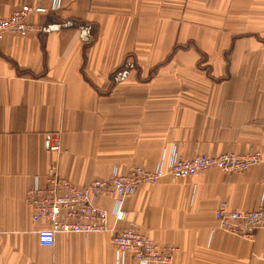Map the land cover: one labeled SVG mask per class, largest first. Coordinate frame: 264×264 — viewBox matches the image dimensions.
<instances>
[{
  "label": "crops",
  "instance_id": "obj_1",
  "mask_svg": "<svg viewBox=\"0 0 264 264\" xmlns=\"http://www.w3.org/2000/svg\"><path fill=\"white\" fill-rule=\"evenodd\" d=\"M24 5L45 10L28 17L37 31L0 43V264H136L118 261L110 232L39 244L47 223L25 197L56 159L50 135L61 175L79 186L174 152L264 156V0H0V16ZM263 175L264 160L245 173L165 175L125 198L119 222L113 195L99 203L111 226L133 220L177 247L167 264H264V229L246 239L215 216L222 200L253 209Z\"/></svg>",
  "mask_w": 264,
  "mask_h": 264
},
{
  "label": "built area",
  "instance_id": "obj_2",
  "mask_svg": "<svg viewBox=\"0 0 264 264\" xmlns=\"http://www.w3.org/2000/svg\"><path fill=\"white\" fill-rule=\"evenodd\" d=\"M42 10L45 9L24 5L7 16H0V43L8 32L26 36L37 31L39 27L28 21V17ZM48 148L56 153V159L48 166L43 178L35 177L25 197L33 221L42 225L47 223L38 230L39 244L54 246L59 233L110 232L118 261L131 256L136 264L170 263L178 248L160 246L147 233L140 231L133 220L121 229L111 226L110 211L99 203L100 196H114L112 213L117 222L124 221L127 219L125 198L140 185L155 183L166 173L175 178L198 176L210 168L245 173L252 165L264 160L261 151L249 154L224 152L214 156L199 153L189 159L174 152L166 164L160 160L153 170L131 166L127 173L115 170L107 179H95L79 186L60 173L62 143L58 134L50 135ZM261 187L262 195L253 209H231L226 200L220 202L215 216L224 230L254 240L257 232L264 229V175Z\"/></svg>",
  "mask_w": 264,
  "mask_h": 264
},
{
  "label": "rangeland",
  "instance_id": "obj_3",
  "mask_svg": "<svg viewBox=\"0 0 264 264\" xmlns=\"http://www.w3.org/2000/svg\"><path fill=\"white\" fill-rule=\"evenodd\" d=\"M263 125H264V124H263ZM180 157H182V156H180ZM161 161L164 162V164L167 163V162H166V157H165V155L162 157ZM220 170H221V169H220ZM222 171H223V170H222ZM225 172H226V171H225ZM229 173H230V172H229ZM165 175H170V174H167V173H166ZM165 175H163L162 177H164ZM170 176H172V175H170ZM162 177H161V178H162ZM172 177H173V176H172ZM193 177H194V176H193ZM161 178H160V179H161ZM173 178H175V177H173ZM160 179H159V180H160ZM176 179H177V178H176ZM159 180H158V181H159ZM158 181H157V182H158ZM155 183H156V182H155ZM260 184H261V182H260ZM261 188H262V187H261ZM172 261H173V260H172ZM170 263H171V262H170ZM162 264H167V263H162Z\"/></svg>",
  "mask_w": 264,
  "mask_h": 264
},
{
  "label": "water",
  "instance_id": "obj_4",
  "mask_svg": "<svg viewBox=\"0 0 264 264\" xmlns=\"http://www.w3.org/2000/svg\"><path fill=\"white\" fill-rule=\"evenodd\" d=\"M83 33H86V31H85V30H83Z\"/></svg>",
  "mask_w": 264,
  "mask_h": 264
}]
</instances>
